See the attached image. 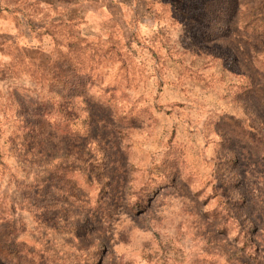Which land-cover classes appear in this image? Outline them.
Here are the masks:
<instances>
[{
  "label": "rangeland",
  "instance_id": "1",
  "mask_svg": "<svg viewBox=\"0 0 264 264\" xmlns=\"http://www.w3.org/2000/svg\"><path fill=\"white\" fill-rule=\"evenodd\" d=\"M0 264H264V0H0Z\"/></svg>",
  "mask_w": 264,
  "mask_h": 264
}]
</instances>
